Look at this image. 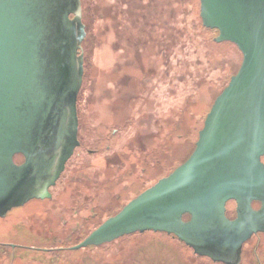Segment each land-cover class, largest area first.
<instances>
[{
	"label": "water",
	"instance_id": "1",
	"mask_svg": "<svg viewBox=\"0 0 264 264\" xmlns=\"http://www.w3.org/2000/svg\"><path fill=\"white\" fill-rule=\"evenodd\" d=\"M199 1L202 25L217 30L213 40L240 51L238 70L215 97L185 161L73 249L153 231L213 262L239 264L244 242L264 232V0ZM85 35L80 0H0V217L50 198L79 146ZM228 201L235 219L225 214Z\"/></svg>",
	"mask_w": 264,
	"mask_h": 264
},
{
	"label": "rangeland",
	"instance_id": "2",
	"mask_svg": "<svg viewBox=\"0 0 264 264\" xmlns=\"http://www.w3.org/2000/svg\"><path fill=\"white\" fill-rule=\"evenodd\" d=\"M79 146L51 198L0 218V264H221L145 231L73 249L190 155L241 53L202 26L199 0H80ZM240 264H264V236ZM6 256L10 257L5 261Z\"/></svg>",
	"mask_w": 264,
	"mask_h": 264
},
{
	"label": "flooded vegetation",
	"instance_id": "3",
	"mask_svg": "<svg viewBox=\"0 0 264 264\" xmlns=\"http://www.w3.org/2000/svg\"><path fill=\"white\" fill-rule=\"evenodd\" d=\"M23 161V158L21 157V156H19V155H16V156H14V162L15 163H21ZM62 174V173H61ZM61 176V175H60ZM59 179V178H58ZM57 182V181H56ZM56 184V183H55ZM54 186V185H53ZM53 186H51L50 188H49V190L53 187ZM51 198V197H50ZM50 198H44V199H38V198H35V199H31V200H41V201H43V200H46V199H50ZM31 200H29V201H31ZM29 201H27V202H29ZM26 202V203H27ZM26 203H24V204H26ZM23 204V205H24ZM252 207H253V209L254 210H257L258 208H259V204L257 203V202H252ZM22 206V205H21ZM235 202L234 201H228L227 203H226V212H225V214H226V216L229 218V219H235V218H237V212H236V210H235ZM12 209V208H11ZM10 209V210H11ZM10 210H8V211H10ZM8 211H7V213H8ZM7 213L5 214V216L7 215ZM4 216V217H5ZM4 217H0V218H4ZM261 236H264V232H261V231H258V232H256V233H253L251 236H250V238L246 241V242H244V244H243V247H242V250H241V254H240V262H241V259H242V253H243V249H244V246L248 243V242H250L252 239H254L255 240V243H254V246H253V252L256 254V248L261 244V239H262V237ZM172 238H174V239H176L175 237H173V236H171ZM183 244V243H182ZM184 245V244H183ZM186 248H188L195 256H197V257H202V258H207V259H209L208 257H206V256H199V255H197V254H195L194 252H193V249L192 248H190V247H188V246H186V245H184ZM210 261H212L211 259H209ZM240 262H239V264H240ZM221 264H223V263H221Z\"/></svg>",
	"mask_w": 264,
	"mask_h": 264
},
{
	"label": "crops",
	"instance_id": "4",
	"mask_svg": "<svg viewBox=\"0 0 264 264\" xmlns=\"http://www.w3.org/2000/svg\"><path fill=\"white\" fill-rule=\"evenodd\" d=\"M1 246V245H0ZM10 257L6 256L5 261H7Z\"/></svg>",
	"mask_w": 264,
	"mask_h": 264
},
{
	"label": "trees",
	"instance_id": "5",
	"mask_svg": "<svg viewBox=\"0 0 264 264\" xmlns=\"http://www.w3.org/2000/svg\"><path fill=\"white\" fill-rule=\"evenodd\" d=\"M203 26V25H202ZM204 27V26H203ZM208 29V28H207ZM217 31V30H216ZM228 43H230V42H228ZM232 44V43H231ZM234 45V44H233ZM235 46V45H234Z\"/></svg>",
	"mask_w": 264,
	"mask_h": 264
}]
</instances>
